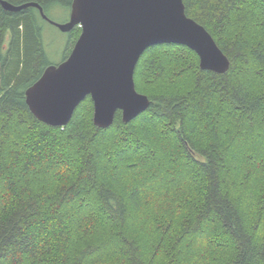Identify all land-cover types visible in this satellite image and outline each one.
Instances as JSON below:
<instances>
[{
	"label": "trees",
	"instance_id": "1",
	"mask_svg": "<svg viewBox=\"0 0 264 264\" xmlns=\"http://www.w3.org/2000/svg\"><path fill=\"white\" fill-rule=\"evenodd\" d=\"M7 1L53 20L73 0ZM184 3L228 71L151 45L134 76L150 106L101 128L91 96L65 126L33 115L50 21L0 2V264H264V0Z\"/></svg>",
	"mask_w": 264,
	"mask_h": 264
},
{
	"label": "water",
	"instance_id": "2",
	"mask_svg": "<svg viewBox=\"0 0 264 264\" xmlns=\"http://www.w3.org/2000/svg\"><path fill=\"white\" fill-rule=\"evenodd\" d=\"M0 2L13 12L37 7L63 32L82 29L69 56L47 66L25 92L33 115L52 126L67 125L87 96L94 102V123L101 128L112 125L118 111L127 123L147 110L151 100L137 90L134 76L151 45H186L197 52L202 69L217 73L227 72L231 64L206 27L186 13L184 0H73L65 23L50 20L37 2Z\"/></svg>",
	"mask_w": 264,
	"mask_h": 264
},
{
	"label": "rangeland",
	"instance_id": "3",
	"mask_svg": "<svg viewBox=\"0 0 264 264\" xmlns=\"http://www.w3.org/2000/svg\"><path fill=\"white\" fill-rule=\"evenodd\" d=\"M49 14L54 21L65 23L69 20L70 10L56 8L50 11ZM42 39L50 64L57 65L61 63L66 56H69L71 52L69 32H63L54 24L44 23Z\"/></svg>",
	"mask_w": 264,
	"mask_h": 264
},
{
	"label": "bare ground",
	"instance_id": "4",
	"mask_svg": "<svg viewBox=\"0 0 264 264\" xmlns=\"http://www.w3.org/2000/svg\"><path fill=\"white\" fill-rule=\"evenodd\" d=\"M44 19H45V18H44ZM72 30H73V29H72ZM66 58H67V57H66ZM66 58H65V59H66ZM65 59H64V60H65ZM45 69H46V68H45ZM84 99H85V98H84ZM84 99H83V100H84ZM83 100H82V101H83ZM80 103H81V102H80ZM80 103H79V104H80ZM79 104H78V105H79ZM76 108H77V107H76ZM74 111H75V110H74ZM144 111H145V110H144ZM110 126H111V125H110Z\"/></svg>",
	"mask_w": 264,
	"mask_h": 264
},
{
	"label": "snow or ice",
	"instance_id": "5",
	"mask_svg": "<svg viewBox=\"0 0 264 264\" xmlns=\"http://www.w3.org/2000/svg\"><path fill=\"white\" fill-rule=\"evenodd\" d=\"M52 103H55V100H53Z\"/></svg>",
	"mask_w": 264,
	"mask_h": 264
}]
</instances>
